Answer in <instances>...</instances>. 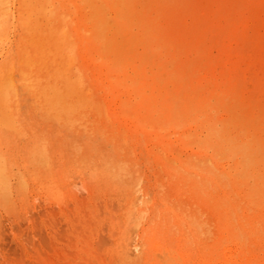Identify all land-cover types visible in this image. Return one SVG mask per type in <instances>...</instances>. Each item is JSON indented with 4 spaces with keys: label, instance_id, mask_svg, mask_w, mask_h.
Segmentation results:
<instances>
[{
    "label": "rangeland",
    "instance_id": "1",
    "mask_svg": "<svg viewBox=\"0 0 264 264\" xmlns=\"http://www.w3.org/2000/svg\"><path fill=\"white\" fill-rule=\"evenodd\" d=\"M0 1V83L3 80L0 85H5L0 88V119H2L0 120V159H3L0 160V264H167L168 262V264H264V130L262 131L264 129V100L260 98H264V75L262 76L264 74V71H262L264 70V0H163V4L162 0H91L90 3L89 0ZM80 2L82 5H80ZM2 3L5 4L2 6ZM19 6L20 8H18ZM58 6L60 7L58 8ZM67 6L69 10L66 9ZM88 7L90 10L87 9ZM160 7H163L164 10ZM54 8H56L55 11ZM72 8H74V11ZM100 8L103 9L100 10ZM46 9L47 12H45ZM48 9L53 12L50 13ZM104 12L106 13L104 14ZM161 14L162 17H160ZM28 15H30V19ZM46 18H49L47 22ZM89 18L92 20L90 21ZM26 23H28V26ZM71 23L72 25H70ZM137 24L140 27H137ZM110 25L114 26V30ZM36 27H39L38 30ZM43 29L45 30L43 31ZM61 29L63 32L66 31L65 35ZM51 30L54 33H51ZM187 31L189 35H185ZM59 33L60 35H58ZM1 34L6 35L1 37ZM88 34L89 36H87ZM101 34L103 35L98 36ZM107 35H109L108 38ZM235 35L238 42L234 37ZM62 36H64L63 39ZM135 36L137 39H135ZM20 38L21 40H16ZM133 39H135V43ZM140 39L142 41L139 42ZM232 39L233 42H231ZM64 41H66L65 44ZM106 43L110 46L109 48ZM170 43L174 45H169ZM34 45L35 47H33ZM219 45L221 48L229 45L228 48L225 47L228 50L219 48ZM47 47H51L52 50L47 49ZM125 47L130 55L128 52L123 55L127 51ZM114 48L119 49H116V51ZM80 49L82 50L80 52L84 55L82 56L80 52L79 54L83 58L77 53ZM244 51L247 52L244 54L245 57L243 55ZM95 53H97V56H95ZM185 53L189 55L186 56ZM41 54L44 55L41 56ZM253 54L255 55L253 56ZM27 55H30L31 58ZM86 55L89 59L85 57ZM172 55L174 58H172ZM239 55L243 60L240 61L241 57ZM121 58L125 60H121ZM84 59L85 61H83ZM249 61L252 62L250 67L248 66ZM120 62L122 65H120ZM156 62L157 64H155ZM214 66L215 68H213ZM254 66H256V69ZM230 67L234 70L231 71ZM236 67H239L238 70H240L237 71ZM141 68L142 71L139 70ZM221 68L225 69L221 71ZM4 69L5 71H3ZM91 72L97 76H93ZM240 72H243L245 76L240 75ZM79 73L82 75L81 77H79ZM256 73L262 78L255 81ZM223 74L230 79L223 77ZM160 75H163V77ZM124 76L125 78L122 79ZM248 76L251 77L248 78ZM33 77L34 79H32ZM213 78L215 79L213 80ZM32 80L34 81L32 82ZM226 80L228 81L226 82ZM141 81L142 83H140ZM221 82L222 85L226 84L227 86L219 85ZM80 83H86V85ZM32 84L34 85L32 86ZM21 85H24L23 88ZM10 86L13 88H10ZM67 87L69 90H67ZM130 87L133 90H129ZM163 87L166 93L163 91L164 89L161 90ZM44 88H46L45 91ZM54 88L56 89L51 90ZM79 88L81 89L78 90ZM219 88H221V91H218ZM71 90L72 92H70ZM140 90H143L142 93ZM103 91H106L105 94ZM124 91H128V94ZM37 92L40 93L35 96ZM91 92L92 94H90ZM77 93L78 95H76ZM248 93L249 95H247ZM100 94L103 95L100 96ZM143 94H147V96ZM234 96L235 99L232 98ZM122 97L124 99H121ZM153 97L154 101H152ZM143 98L146 100H143ZM193 98L196 101L195 103L194 100H191ZM220 98L223 100L221 101ZM5 101L7 107L4 104ZM144 101L147 102L148 108H145L146 103H142ZM249 102H252L254 106L252 107ZM159 103L161 104L159 105ZM233 103L237 105H233ZM36 104L38 105L36 106ZM139 104L142 106H139ZM194 104H197L196 107H194ZM108 107H111V109ZM127 107L131 108L130 111L126 109ZM213 107H216L214 111ZM117 109L121 115H117L119 114ZM125 113L128 118H125V115L122 116ZM208 113H211V115ZM227 113L230 114L227 115ZM196 115L197 117H195ZM213 115L216 117L218 115V117L214 118ZM53 116H56V118ZM131 117H133L132 122ZM193 118H198V120L194 121ZM202 118L205 119L202 120ZM251 119L254 121H250ZM257 120L260 121L259 123L262 126L256 123ZM198 121L200 122L197 123ZM137 122L141 124H137ZM142 123H144V126ZM114 125H118L115 127L120 126V129L116 128V131ZM151 125L152 127H150ZM140 126L143 127L140 128ZM197 128L198 130H196ZM169 133L172 134L171 137ZM148 135L152 138L150 139ZM173 135H175L176 141ZM231 135L233 136L231 137ZM47 136L49 137L47 138ZM143 138L146 143H143ZM152 140L154 141L152 142ZM182 140L188 142L184 143ZM205 143L207 144L203 147ZM258 143H260L259 148L258 145H254ZM228 144L231 148L228 147ZM233 147L235 150H233ZM244 148H246L245 150L251 149L249 150L251 152L245 151L247 155ZM183 149L188 152L183 151ZM204 149L207 152L206 154ZM256 149L258 150L255 151ZM194 150L197 155L201 153L200 157L193 154L195 153ZM242 151L248 160H246V157H244L245 159L241 158V156H244ZM253 151L257 153L253 155L255 153ZM205 156L209 158L206 159ZM216 157L219 158L216 159ZM259 159L261 160L259 161ZM204 160L205 163L210 162L205 164ZM220 161L222 163H219ZM248 163L252 165L249 166ZM2 167H4V171L1 169ZM181 167L185 169L188 167L193 168L185 170ZM216 167L221 169L218 168L217 170ZM173 170L178 175L171 173ZM227 170L231 174H227ZM246 170L249 171L248 175ZM186 171L187 173H183ZM161 172L163 173L161 174ZM223 172L226 174L224 175ZM226 175H230L231 179L230 176L226 177ZM211 177L216 182H212ZM251 178L253 179L250 181ZM229 179L230 181H228ZM212 183H214L215 188ZM229 183L231 184L229 185ZM216 184L220 186H216ZM223 188H225L224 191ZM236 192L237 194H234ZM223 208L227 210L223 211ZM254 208H257L256 212H259V214L255 212ZM243 214H246L244 220L240 216ZM225 216L228 219L227 217L224 219ZM238 216L240 217L238 218ZM235 217L240 221L235 220ZM223 219L226 221L224 222ZM246 219H250L251 226H256H249L250 224ZM192 221L196 223L194 224ZM238 222H241V224L242 222L243 224L248 223L246 225L251 229H247L246 225L244 226L249 233L252 231L251 234L253 233L254 238L257 240L254 241L250 238L246 229L240 228L239 230L238 228L243 227V224L239 226ZM200 223H203L202 226H200ZM232 227L235 228V231ZM252 228H255V232ZM236 229L239 232L244 230L241 231V236L234 234ZM262 237L263 239H261ZM248 238L252 241L247 240ZM241 241L246 242L247 246L243 242V244H240ZM253 241L256 243V247L253 246L255 244ZM134 244L137 245V250H134ZM236 244L240 250H238ZM230 249L235 252H231ZM261 249L263 250L261 251ZM187 250L189 251L187 252ZM227 250H229V253ZM170 252H173V254ZM166 256L169 257L170 261L164 263L167 259ZM251 256L252 259H250ZM234 257L236 258L234 259ZM176 260L178 263H176ZM242 260H245L244 263Z\"/></svg>",
    "mask_w": 264,
    "mask_h": 264
},
{
    "label": "bare ground",
    "instance_id": "2",
    "mask_svg": "<svg viewBox=\"0 0 264 264\" xmlns=\"http://www.w3.org/2000/svg\"><path fill=\"white\" fill-rule=\"evenodd\" d=\"M27 1H28V0H27ZM34 1H35V0H34ZM50 1H51V0H50ZM59 1H60V0H59ZM68 1H69V0H68ZM73 1H74V0H73ZM83 1H88V0H83ZM90 1H91V0H89V3H90ZM96 1H97V0H96ZM146 1H148V0H146ZM254 1H255V0H254ZM0 2H1V1H0ZM23 2H25V1H23ZM51 2H52V1H51ZM101 2H102V1H101ZM105 2H106V1H105ZM114 2H115V1H114ZM116 2H117V1H116ZM128 2H129V1H128ZM156 2H158V1H156ZM19 3H20V2H19ZM70 3H72V2H70ZM76 3H79V2H76ZM86 3H88V2H86ZM86 3H85V4H86ZM89 3H88V4H89ZM102 3H103V2H102ZM106 3H107V2H106ZM189 3H190V2H189ZM4 4H5V3H2V6H3ZM7 4H8V3H7ZM11 4H12V3H11ZM34 4H35V3H34ZM34 4H33V5H34ZM47 4H48V3H47ZM58 4H59V3H58ZM152 4H153V3H152ZM160 4H161V3H160ZM162 4H163V0H162ZM16 5H17V4H16ZM24 5L26 6V4H24ZM35 5H36V4H35ZM52 5H53V4H52ZM54 5H55V4H54ZM62 5H63V4H62ZM66 5H67V3H66ZM80 5H82L81 2H80ZM89 5H90V4H89ZM92 5H93V3H92ZM94 5H95V4H94ZM96 5H97V4H96ZM101 5H102V4H101ZM103 5H104V4H103ZM109 5H110V3H109ZM118 5H119V4H118ZM169 5H170V4H169ZM169 5H168V6H169ZM172 5H173V4H172ZM174 5H175V4H174ZM192 5H193V4H192ZM2 6H1V7H2ZM21 6H22V5H21ZM47 6H50V5H47ZM63 6H65V5H63ZM68 6H69V5H68ZM68 6H67L66 9H68ZM70 6H71V5H70ZM70 6H69V7H70ZM97 6H98V5H97ZM119 6H120V5H119ZM144 6H145V5H144ZM168 6H167V7H168ZM170 6H171V5H170ZM177 6H178V4H177ZM16 7H17V6H16ZM16 7H15V8H16ZM29 7H30V6H29ZM29 7H28V8H29ZM36 7H37V6H36ZM59 7H60V6H58V8H59ZM71 7H72V6H71ZM91 7H92V6H91ZM107 7H108V5H107ZM131 7H132V6H131ZM163 7H164V6H163ZM163 7H160V8L164 10ZM2 8H3V7H2ZM7 8H8V7H7ZM18 8H20V6H19ZM58 8H57V9H58ZM76 8H78V7H76ZM160 8H159V9H160ZM223 8H224V7H223ZM12 9H13V8H12ZM12 9H11V10H12ZM23 9H24V8H23ZM55 9H56V8H54V11H55ZM60 9H61V8H60ZM73 9H74V8H72V10H73ZM87 9H89V7H88ZM101 9H103V8H100V10H101ZM239 9H240V8H239ZM17 10H18V9H17ZM50 10H51V9H50ZM68 10H69V9H68ZM72 10H71V11H72ZM89 10H90V9H89ZM100 10H98V11H100ZM104 10H105V9H104ZM104 10H103V11H104ZM165 10H166V9H165ZM233 10H234V7H233ZM18 11H19V10H18ZM20 11H21V9H20ZM28 11H29V9H28ZM48 11H49V9H48ZM73 11H74V10H73ZM98 11H97V12H98ZM109 11H110V10H109ZM155 11H156V10H155ZM230 11H231V10H230ZM240 11H241V10H240ZM0 12H1V11H0ZM16 12H17V11H16ZM24 12H25V11H24ZM45 12H47V9H46ZM45 12H44V13H45ZM49 12H50V11H49ZM52 12H53V11H52ZM52 12H50V13H52ZM60 12H61V11H60ZM75 12H76V11H75ZM86 12H87V11H86ZM114 12H116V11H114ZM114 12H113V13H114ZM164 12H165V11H164ZM164 12H163V13H164ZM236 12H237V11H236ZM241 12H242V11H241ZM4 13H5V12H4ZM21 13H22V12H21ZM83 13H84V12H83ZM102 13H103V12H102ZM105 13H106V12H104V14H105ZM110 13H111V11H110ZM110 13H108V14H110ZM116 13H117V12H116ZM165 13H166V12H165ZM175 13H176V12H175ZM201 13H202V11H201ZM244 13H245V12H244ZM0 14H1V13H0ZM6 14H7V13H6ZM29 14H30V12H29ZM33 14H34V13H33ZM69 14H70V13H69ZM74 14H75V13H74ZM76 14H77V13H76ZM91 14H92V13H91ZM111 14H112V13H111ZM142 14H143V13H142ZM166 14H167V13H166ZM48 15H49V14H48ZM48 15H46V16H48ZM93 15H94V13H93ZM106 15H107V14H106ZM112 15H113V14H112ZM145 15L147 16V14H145ZM230 15H231V14H230ZM7 16H8V15H7ZM18 16H19V15H18ZM20 16H21V15H20ZM22 16H24V15H22ZM25 16H26V15H25ZM29 16H30V15H28V18H29ZM73 16H74V15H73ZM90 16H91V15H90ZM103 16H104V15H103ZM107 16H110V15H107ZM153 16H154V15H153ZM156 16H157V14L155 15V17H156ZM164 16H165V18H166V15H165V14H164ZM168 16H169V15H168ZM1 17H3V16H1ZM11 17H12V16H11ZM11 17H10V18H11ZM37 17H38V16H37ZM68 17H69V16H68ZM70 17H71V16H70ZM84 17L86 18L87 16H84ZM110 17H111V16H110ZM155 17H154V18H155ZM160 17H162V14L160 15ZM8 18H9V17H8ZM26 18H27V17H26ZM34 18H35V17H34ZM51 18H52V17H51ZM61 18H62V17H61ZM63 18H64V17H63ZM103 18H104V17H103ZM105 18H107V17H105ZM147 18H149V17L147 16ZM147 18H146V19H147ZM163 18H164V17H163ZM165 18H164V19H165ZM170 18H171V17H170ZM14 19H15V18H14ZM22 19H23V18H22ZM22 19H21V20H22ZM29 19H30V18H29ZM35 19H36V18H35ZM37 19H38V18H37ZM40 19H41V18H40ZM44 19H45V18H44ZM70 19H71V18H70ZM81 19H82V18H81ZM109 19H111V18H109ZM167 19H168V18H167ZM173 19H175V18H173ZM4 20H6V19H4ZM4 20H3V21H4ZM21 20H20V21H21ZM42 20H43V19H42ZM47 20H49V18H48V19L46 18V22H47ZM57 20H58V19H57ZM72 20H73V19H72ZM89 20H90V18H89ZM89 20H88V21H89ZM91 20H92V19H91ZM91 20H90V21H91ZM112 20H113V19H112ZM137 20H138V19H137ZM137 20H136V21H137ZM149 20H150V19H149ZM169 20H170V19H169ZM171 20H172V19H171ZM3 21H2V22H3ZM28 21H29V20H28ZM39 21H40V20H39ZM50 21H52V20L50 19ZM50 21H49V22H50ZM65 21H67V20H65ZM75 21H76V20H75ZM118 21H119V20H118ZM138 21L140 22V20H138ZM138 21H137V22H138ZM173 21H175V20H173ZM186 21H187V20H186ZM25 22H26V20H25ZM30 22H31V21H30ZM43 22H44V21H43ZM54 22H55V21H54ZM58 22H59V20H58ZM58 22H57V23H58ZM79 22H80V21H79ZM85 22H86V21H85ZM139 22H138V23H139ZM248 22H249V21H248ZM32 23H33V22H32ZM72 23H73V22H72ZM72 23H71L70 25H72ZM91 23L93 24V21H92ZM94 23H95V21H94ZM117 23H118V22H117ZM154 23H155V22H154ZM246 23H247V22H246ZM26 24H27V26H28V23H26ZM29 24H30V23H29ZM37 24H38V23H37ZM53 24H55V23H53ZM77 24H78V22H77ZM139 24H140V23H139ZM238 24H239V22H238ZM0 25H1V24H0ZM33 25H34V24H33ZM42 25H43V24H42ZM42 25H41V26H42ZM49 25H50V23H49ZM97 25H98V24H97ZM108 25H109V24H108ZM108 25H107V27H109ZM176 25H177V24H176ZM240 25H241V24H240ZM242 25H243V24H242ZM248 25H249V23H248ZM18 26H19V25H18ZM24 26H25V25H24ZM38 26H39V25H38ZM68 26H69V25H68ZM68 26H67V27H68ZM95 26H96V25H95ZM141 26H142V25H141ZM148 26H150V25H148ZM148 26H147V27H148ZM246 26H247V25H246ZM3 27H4V26H3ZM20 27H21V26H20ZM25 27H26V26H25ZM25 27H24V28H25ZM52 27H53V26H52ZM73 27H74V25H73ZM75 27H76V25H75ZM110 27H113L112 30H114V26L110 25ZM137 27H140V26L137 24ZM147 27H146V28H147ZM154 27H156V26H154ZM170 27L172 28L173 26H170ZM170 27H169V28H170ZM234 27H235V26H234ZM237 27H238V26H237ZM31 28H32V26H31ZM31 28H30V29H31ZM36 28H37V27H36ZM38 28H39V27H38ZM38 28H37V30H38ZM62 28H63V27H62ZM76 28H77V27H76ZM80 28H81V27H80ZM115 28H116V27H115ZM132 28H133V27H132ZM135 28H136V27H135ZM5 29H7V28H5ZM5 29H4V30H5ZM30 29H28V30H30ZM32 29H33V28H32ZM63 29H64V28H63ZM81 29H82V28H81ZM84 29H85V27H84ZM90 29H92V28L90 27ZM90 29H89V30H90ZM104 29H105V28H104ZM104 29H103V30H104ZM206 29H207V28H206ZM237 29H241V28H237ZM25 30H26V29H25ZM25 30H24V31H25ZM44 30H45V29H43V31H44ZM52 30L54 31V29H52ZM52 30H51V33L53 32ZM61 30H62V29H61ZM65 30H66V29H65ZM99 30H100V29H99ZM99 30H98V31H99ZM130 30H131V29H130ZM133 30H134V29H133ZM136 30H137V29H136ZM136 30H135V31H136ZM150 30H151V29H150ZM176 30H177V28H176ZM208 30H209V28H208ZM224 30H225V29H224ZM250 30L252 31V29H250ZM250 30H249V31H250ZM260 30H261V29H260ZM263 30H264V29H263ZM0 31H1V29H0ZM24 31H23V32H24ZM49 31H50V30H49ZM69 31H70V30H69ZM86 31L88 32L87 29H86ZM90 31H91V30H90ZM93 31H94V29H93ZM93 31H92V32H93ZM106 31H108V30H106ZM131 31H132V30H131ZM153 31H155V30H153ZM194 31H196V30H194ZM245 31H246V30L244 29V32H245ZM23 32H21V33H23ZM25 32H26V31H25ZM54 32H55V31H54ZM54 32H53V33H54ZM62 32H63V30H62ZM62 32H61V34H62ZM87 32H86V33H87ZM99 32H101V31H99ZM110 32H111V31H110ZM115 32H117V31H115ZM150 32H151V31H150ZM150 32H149V33H150ZM162 32H163V31H162ZM206 32H207V31H206ZM234 32H235V31H234ZM247 32H248V31H247ZM6 33H7V32H6ZM27 33H28V32H27ZM32 33H33V31H32ZM36 33H37V31H36ZM44 33H45V32H44ZM64 33H66V31H64L63 34H64ZM68 33H70V32H68ZM88 33H89V32H88ZM108 33H109V31H108ZM132 33H134V32H132ZM154 33H155V32H154ZM157 33H158V32H157ZM235 33H236V32H235ZM240 33L244 34V33L241 32V31H240ZM38 34H39V32H38ZM63 34H62V35H63ZM89 34H90V33H89ZM89 34H88L87 36H89ZM97 34H98V33H97ZM103 34H104V33H103ZM103 34L98 35V36H102ZM109 34H110V33H109ZM118 34H119V33H118ZM163 34H164V33H163ZM178 34H179V33H178ZM187 34H188V31H187V33L185 32V35H187ZM210 34H211V33H210ZM221 34H222V33H221ZM238 34H239V33H238ZM5 35H6V34H4V35L1 34V37L5 36ZM16 35H17V34H16ZM28 35H30V34H28ZM28 35H27V36H28ZM40 35H41V34H40ZM45 35H46V33H45ZM51 35H52V34H51ZM58 35H60V33H59ZM64 35H65V34H64ZM113 35H114V34H113ZM115 35H116V33H115ZM119 35H120V34H119ZM155 35H156V34H155ZM158 35H159V34H158ZM175 35H176V34H175ZM188 35H189V34H188ZM236 35H237V34H236ZM236 35L234 36L235 39H236ZM22 36H23V35H22ZM22 36H21V37H22ZM25 36H26V35H25ZM47 36H48V35H47ZM67 36H69V34H67ZM76 36H77V35H76ZM78 36H79V35H78ZM84 36H85V35H84ZM91 36H92V35H91ZM98 36H97V37H98ZM108 36H109V35H107V38H108ZM136 36H137V35H136ZM136 36H135V37H136ZM145 36H146V35H145ZM164 36H165V34H164ZM34 37H35V36H34ZM48 37H49V36H48ZM63 37H64V36H62V39H63ZM115 37H116V36H115ZM117 37H118V36H117ZM120 37H121V36H120ZM150 37H151V36H150ZM157 37H158V36H157ZM172 37H173V36H172ZM172 37H171V38H172ZM175 37H176V36H175ZM220 37H222V36H220ZM228 37H229V36H228ZM239 37H240V36H239ZM44 38H45V36H44ZM55 38H56V35H55ZM55 38H54V39H55ZM60 38H61V37H60ZM107 38H106V39H107ZM152 38H153V37H152ZM30 39H31V38H30ZM39 39H40V38H39ZM66 39H67V38H66ZM88 39L90 40V38H88ZM95 39H96V38H95ZM102 39H103V37H102ZM111 39H112V37H111ZM113 39H114V38H113ZM117 39H118V38H117ZM135 39H137V37H136ZM135 39H133V40H134V43H135ZM155 39H156V38H155ZM16 40H21V38H20V39H16ZM24 40H26V39H24ZM37 40H38V39H37ZM41 40H43V39H41ZM133 40H132V42H133ZM174 40H175V39H174ZM236 40H237V39H236ZM43 41H44V40H43ZM46 41H47V40H46ZM49 41H50V38H49ZM96 41H97V40H96ZM104 41H105V40H104ZM126 41H127V40H126ZM136 41H137V40H136ZM140 41H142V40L140 39L139 42H140ZM155 41H156V40H155ZM188 41H189V39H188ZM233 41H234V40L232 39L231 42H233ZM246 41H247V40H246ZM18 42H19V41H18ZM32 42H33V41H32ZM44 42H45V41H44ZM50 42H51V41H50ZM59 42L61 43V41H59ZM65 42H66V41H64V44H65ZM79 42H80V41H79ZM83 42H84V41H83ZM99 42H101V41L99 40ZM99 42H98V43H99ZM115 42H116V41H115ZM132 42H131V43H132ZM174 42H175V41H174ZM198 42H199V41H198ZM225 42H226V41H225ZM237 42H238V40H237ZM16 43H17V42H16ZM33 43H34V42H33ZM39 43H42V42H39ZM56 43H57V42H56ZM60 43H59V44H60ZM67 43H68V42H67ZM86 43H87V42H86ZM86 43H85V44H86ZM116 43H119V42L117 41ZM240 43H241V42H240ZM243 43H244V42H243ZM22 44H23V43H22ZM83 44H84V43H83ZM102 44H104V43H102ZM171 44H173V43H170L169 45H171ZM226 44H227V43H226ZM231 44H232V43H231ZM235 44H236V43H235ZM28 45H29V44H28ZM37 45H38V44H37ZM37 45H36V46H37ZM45 45H46V44H45ZM48 45H50V44L48 43ZM77 45H78V44H77ZM125 45H126V43H125ZM134 45H135V44H134ZM173 45H174V44H173ZM173 45H172V46H173ZM229 45H230V44H229ZM229 45H228V46H229ZM236 45H237V44H236ZM244 45H245V44H244ZM31 46H32V45H31ZM41 46H44V45H41ZM75 46H76V44H75ZM78 46H79V45H78ZM78 46H77V47H78ZM97 46H98V44H97ZM99 46H100V45H99ZM101 46H103V45H101ZM106 46H108L107 43H106ZM130 46H131V45H130ZM176 46H177V45H176ZM215 46H216V44H215ZM219 46H220V45H219ZM223 46H224V45H223ZM228 46H227V47L225 46V47L228 48ZM237 46H238V45H237ZM16 47H17V44H16ZM26 47H27V46H26ZM33 47H35V45H34ZM70 47H72V46H70ZM79 47H81V46H79ZM109 47H110V46H108V48H109ZM113 47H114V46H113ZM113 47H112V48H113ZM116 47H117V46H116ZM147 47H148V46H147ZM225 47H222V48H225ZM14 48H15V47H14ZM48 48H49V47H47V49H48ZM50 48H51V47H50ZM50 48H49V49H50ZM95 48L97 49V47H95ZM100 48H101V47H100ZM108 48H107V49H108ZM148 48H149V47H148ZM173 48H174V47H173ZM176 48H177V47H176ZM214 48H215V47H214ZM216 48H217V47H216ZM219 48H221V46H220ZM222 48H221V49H222ZM226 48H225L224 50H228V49H226ZM243 48H244V47H243ZM9 49H10V48H9ZM33 49H34V48H33ZM43 49H45V48H43ZM71 49H72V48H71ZM82 49L84 50V48H82ZM105 49H106V48H105ZM105 49H104V50H105ZM114 49L116 50V49H119V48H114ZM125 49L127 50L126 47H125ZM177 49H178V48H177ZM244 49H246V48H244ZM244 49H243V50H244ZM255 49H256V47H255ZM10 50H11V49H10ZM35 50H36V49H35ZM35 50H34V51H35ZM40 50H41V48H40ZM50 50H52V49H50ZM93 50H94V48H93ZM93 50H90V51H93ZM109 50H110V49H109ZM144 50H146V49H144ZM144 50H143V51H144ZM166 50H167V49H166ZM171 50H172V48L170 49V51H171ZM179 50H180V49H179ZM218 50H220V49H218ZM218 50H217V51H218ZM235 50H236V49H235ZM239 50H241V49H239ZM243 50H242V51H243ZM246 50H247V49H246ZM253 50H254V49H253ZM34 51H33V52H34ZM42 51H44V50H42ZM72 51H73V49H72ZM80 51H82V50L80 49L77 53L79 54ZM85 51H86V49H85ZM94 51H95V50H94ZM116 51H117V50H116ZM152 51H153V50H152ZM167 51H168V50H167ZM174 51H175V50H174ZM181 51H183V50H181ZM236 51H238V50H236ZM242 51H241V52H242ZM254 51H255V50H254ZM258 51H259V50H258ZM33 52H32V53H33ZM110 52H111V50H110ZM127 52H128V50H127L126 52H124L123 55L126 54ZM145 52H146V51H145ZM175 52H176V51H175ZM177 52H178V51H177ZM184 52H185V51H184ZM219 52H221V50H220ZM225 52H226V51H225ZM238 52H239V51H238ZM255 52H256V51H255ZM13 53H14V52H13ZM27 53H28V52H27ZM39 53H40V52H39ZM39 53H38V54H39ZM69 53H71V52H69ZM80 53H81V52H80ZM153 53L155 54V52H153ZM153 53H150V54H153ZM157 53H158V52H157ZM157 53H156V54H157ZM171 53H172V51H171ZM245 53H247V52L244 51L243 55H244ZM261 53H262V52H261ZM15 54H16V53H15ZM30 54H31V53H30ZM34 54H36V53H34ZM72 54H73V53H72ZM75 54H76V53H75ZM81 54H82V53H81ZM96 54H97V53H95V56H97ZM113 54H114V53H113ZM128 54L130 55L129 52H128ZM131 54H132V53H131ZM173 54H175V53H173ZM185 54H186V53H185ZM187 54H188V53H187ZM187 54H186V56L189 55V54H188V55H187ZM227 54H228V53H227ZM233 54H235V53H233ZM236 54H237V52H236ZM257 54H259V53H257ZM6 55H7V54H6ZM31 55H32V54H31ZM42 55H44V54H41V56H42ZM50 55H52V54H50ZM79 55H80V54H79ZM83 55H84V54H82V56H83ZM93 55H94V54H93ZM93 55H92V56H93ZM99 55H101V54H99ZM144 55H148V54H144ZM251 55H252V54H251ZM251 55H250V56H251ZM254 55H255V54H253V56H254ZM1 56H2V55H1ZM27 56H28V55H27ZM27 56H26V57H27ZM29 56H30V55H29ZM29 56H28V57H29ZM80 56H81V55H80ZM82 56H81V58H83ZM120 56H121V55H120ZM125 56H126V55H125ZM153 56H155V55H153ZM176 56H177V54H176ZM176 56H175V57H176ZM191 56H193V55H191ZM225 56H226V55H225ZM231 56H232V55H231ZM239 56H240V55H239ZM241 56H242V54H241ZM241 56H240V57H241ZM247 56H248V55H247ZM250 56H249V58H251ZM259 56H260V55H259ZM47 57H48V56H47ZM75 57H76V56H75ZM85 57L88 58L87 55H86ZM113 57H114V55H113ZM123 57H124V56H123ZM128 57H129V56H128ZM128 57H127V60H128ZM144 57H147V56H144ZM183 57H184V56H183ZM226 57H228V56H226ZM244 57H245V55H244ZM260 57H261V56H260ZM30 58H31V56H30ZM37 58H38V57H37ZM37 58H36V59H37ZM39 58H40V57H39ZM42 58H43V57H42ZM44 58H45V57H44ZM73 58H74V57H73ZM172 58H174L173 55H172ZM188 58H190V57H188ZM231 58H232V57H231ZM13 59H14V58H13ZM15 59H16V58H15ZM28 59H29V58H28ZM45 59H46V58H45ZM79 59H80V58H79ZM88 59H89V58H88ZM96 59H97V58H96ZM122 59H124V58H121V60H122ZM132 59H133V58H132ZM152 59H153V57H152ZM201 59H202V58H201ZM227 59H228V58H227ZM236 59H237V58H236ZM241 59L243 60L242 57L240 58V61H241ZM37 60H38V59H37ZM41 60L43 61V59H41ZM41 60H40V61H41ZM46 60H47V59H46ZM112 60H113V59H112ZM115 60H116V58H115ZM124 60H125V59H124ZM127 60H126V62H127ZM169 60H172V59H169ZM204 60H205V59H204ZM244 60H245V58H244ZM42 61H41V62H42ZM53 61H54V59H53ZM74 61H75V60H74ZM83 61H85V59H84ZM86 61H87V60H86ZM89 61H91V60H89ZM94 61H95V60H94ZM110 61H111V59H110ZM130 61H131V60H130ZM148 61H149V59H148ZM202 61H203V59H202ZM250 61H251V60H250ZM250 61H249V65H248L249 67L251 66L250 63H252V62H250ZM21 62H22V61H21ZM21 62H20V64H21ZM25 62H26V61H25ZM35 62H36V61H35ZM41 62H40V64H41ZM46 62H47V61H46ZM81 62H82V61H81ZM87 62H88V61H87ZM115 62H117V61H115ZM150 62H151V61H150ZM152 62H153V61H152ZM174 62H175V60H174ZM205 62H207V61H205ZM205 62H204V63H205ZM229 62H232V61H229ZM229 62H228V63H229ZM50 63H52V62H50ZM88 63H89V62H88ZM120 63H121V62H120ZM137 63H138V62H137ZM224 63H225V62H224ZM261 63H262V62H261ZM17 64H18V63H17ZM20 64H19V65H20ZM32 64H33V63H32ZM37 64H38V63H37ZM82 64H83V63H82ZM84 64H85V63H84ZM92 64H93V63H92ZM95 64H96V63H95ZM147 64H148V63H147ZM155 64H157V62H156ZM171 64H172V63H171ZM173 64H174V63H173ZM217 64H218V63H217ZM233 64H234V63H233ZM237 64H238V63H237ZM240 64H241V62H240ZM255 64H256V63H255ZM24 65H25V63H24ZM75 65H76V63H75ZM77 65H78V64H77ZM117 65H118V64H117ZM120 65H122V63H121ZM120 65H119V67H120ZM123 65H124V63H123ZM213 65H214V64H213ZM213 65H212V66H213ZM222 65H223V64H222ZM242 65L244 66V64H242ZM253 65H254V64H253ZM43 66L46 68L45 65H43ZM53 66H54V65H53ZM78 66H79V65H78ZM93 66H94V64H93ZM124 66H126V65H124ZM141 66H143V65H141ZM150 66H151V65H150ZM169 66H170V64H169ZM231 66H233V65H231ZM243 66H242V67H243ZM13 67H14V65H13ZM17 67H19V66H17ZM20 67H21V66H20ZM23 67H24V66H23ZM23 67H22V68H23ZM30 67H31V66H30ZM87 67H88V66H87ZM94 67H95V66H94ZM117 67H118V66H117ZM148 67H149V66H148ZM171 67H172V66H171ZM254 67H255V69H256V66H254ZM257 67H258V66H257ZM2 68H3V67H2ZM2 68H1V70H2ZM9 68H11V67H9ZM40 68H41V67H40ZM40 68H38V69H40ZM42 68H43V67H42ZM145 68H146V67H145ZM161 68L163 69V67H161ZM202 68H203V66H202ZM209 68H210V67H209ZM213 68H215V66H214ZM213 68H212V70H213ZM226 68H228V67H226ZM238 68H239V67H236V70H237V71L240 70V69L238 70ZM240 68H241V67H240ZM252 68H253V67H252ZM258 68H259V67H258ZM28 69H29V67H28ZM50 69H51V68H50ZM55 69H56V68H55ZM55 69H54V71H55ZM75 69H76V68H75ZM203 69H204V68H203ZM210 69H211V68H210ZM222 69H225V68H221V71H222ZM230 69H231V67H230ZM9 70H10V69H9ZM29 70H30V69H29ZM29 70H28V71H29ZM35 70H37V69L35 68ZM40 70H41V69H40ZM48 70H49V69H48ZM80 70H81V69H80ZM99 70H100V69H99ZM139 70L142 71V68L139 69ZM157 70H160V69H157ZM192 70L195 71L194 69H192ZM232 70H234V68L231 69V71H232ZM242 70H244V69H242ZM3 71H5V69H4ZM20 71H21V70H20ZM24 71H25V70H24ZM28 71H27V72H28ZM38 71H39V70H38ZM84 71H85V70H84ZM101 71H102V70H101ZM106 71H107V70H106ZM123 71H124V70H123ZM125 71H126V70H125ZM125 71H124V72H125ZM140 71H139V72H140ZM147 71H148V70H147ZM197 71H198V70H197ZM197 71H196V73H197ZM200 71H201V70H200ZM200 71H199V73H200ZM206 71H207V70H206ZM215 71H216V70H215ZM223 71H224V70H223ZM226 71H227V70H226ZM237 71H236V72H237ZM252 71H253V70H252ZM259 71H260V70H259ZM262 71H264V70H262ZM13 72H14V70H13ZM34 72H35V71H34ZM36 72H37V71H36ZM48 72H49V71H48ZM56 72H57V71H56ZM87 72H88V71H87ZM89 72H90V71H89ZM89 72H88V73H89ZM102 72H103V71H102ZM107 72H108V71H107ZM137 72H138V71H137ZM154 72H155V71H154ZM162 72H163V71H162ZM256 72H257V71H256ZM28 73H30V72H28ZM39 73H40V72H39ZM103 73H104V72H103ZM105 73H106V72H105ZM108 73H109V72H108ZM110 73H111V72H110ZM148 73H149V72H148ZM148 73H147V74H148ZM160 73H161V72H160ZM163 73H164V72H163ZM165 73H166V72H165ZM202 73H203V72H202ZM223 73H225V71H224ZM232 73H233V72H232ZM237 73H238V72H237ZM2 74H4V73H2ZM22 74H23V73H22ZM65 74H67V73H65ZM79 74H80V73H79ZM91 74H93V73L91 72ZM97 74H98V73H97ZM122 74H124V73H122ZM122 74H121V75H122ZM161 74H162V73H161ZM204 74H205V73H204ZM206 74H207V73H206ZM241 74H243V72H240V75H241ZM23 75H24V74H23ZM26 75H27V74H26ZM35 75H36V73H35ZM94 75L97 76L96 74H93V76H94ZM110 75H111V74H110ZM137 75H138V74H137ZM164 75H165V74H164ZM198 75H199V74H198ZM216 75H217V74H216ZM225 75H226V73H225ZM225 75L223 74V77L226 78L227 76H225ZM228 75H229V74H228ZM234 75H235V74H234ZM243 75H244V74H243ZM255 75H257L256 78H255V81H256V79L262 78V77H261L260 75H258L257 73H256ZM263 75H264V74H262V76H263ZM27 76H28V75H27ZM81 76H82V75L80 74L79 77H81ZM106 76L108 77V75H106ZM122 76H123V75H122ZM153 76H154V74H153ZM160 76L163 77V75H160ZM183 76H184V74H183ZM244 76H245V75H244ZM244 76H243V77H244ZM246 76H247V75H246ZM252 76H253V75H252ZM259 76H260V77H259ZM21 77H23V76H21ZM21 77H20V79H21ZM31 77H32V76H31ZM31 77H30V78H31ZM37 77H38V76H37ZM87 77H89V75H87ZM134 77H135V76H134ZM154 77H155V76H154ZM154 77H153V78H154ZM162 77H161V78H162ZM197 77L200 78L199 76H197ZM223 77L221 76V78H223ZM236 77H237V76H236ZM240 77H242V76H240ZM243 77H242V78H243ZM249 77H251V76H248V78H249ZM263 77H264V76H263ZM0 78H1V77H0ZM5 78H6V77H5ZM18 78H19V77H18ZM24 78H26V77H24ZM91 78H92V77H91ZM109 78H110V77H109ZM109 78H108V79H109ZM120 78H121V77H120ZM124 78H125V76H124L122 79H124ZM129 78H130V77H129ZM142 78H143V77H142ZM156 78H159V77H156ZM156 78H155V79H156ZM181 78H182V77H181ZM205 78H206V77H205ZM211 78H212V77H211ZM217 78H218V77H217ZM217 78H216V79H217ZM221 78H220V80H221ZM237 78H238V77H237ZM237 78H236V79H237ZM6 79H7V78H6ZM13 79H14V75H13ZM32 79H34V77H33ZM84 79H86V78H84ZM89 79H90V78H89ZM89 79H88V81H89ZM112 79H113V78H112ZM214 79H215V78H213V80H214ZM223 79H224V78H223ZM227 79H228V77H227ZM229 79H230V78H229ZM229 79H228V80H229ZM252 79L254 80V78H252ZM10 80H11V79H10ZM36 80H37V79H36ZM94 80H95V78H94ZM139 80H140V79H139ZM139 80H138V81H139ZM141 80H142V79H141ZM162 80H163V79H162ZM162 80H161V81H162ZM195 80H196V79H195ZM228 80H226V82H227ZM237 80H238V79H237ZM1 81L3 82V80H1ZM23 81H24V80H23ZM26 81H27V80H26ZM33 81H34V80H32V82H33ZM38 81H39V79H38ZM38 81H37V82H38ZM48 81H49V80H48ZM79 81H80V80H79ZM97 81H98V80H97ZM97 81H95V82H97ZM144 81H145V80H144ZM202 81H203V80H202ZM208 81H209V80H208ZM210 81H211V80H210ZM210 81H209V82H210ZM215 81H216V80H215ZM215 81H214V82H215ZM221 81H222V80H221ZM238 81H239V80H238ZM2 82H1V83H2ZM30 82H31V81H30ZM32 82H31V83H32ZM40 82H41V81H40ZM64 82H65V81H64ZM80 82H82V81H80ZM103 82H104V81H103ZM103 82H102V83H103ZM115 82H116V81H115ZM122 82H123V81H122ZM147 82H148V81H147ZM147 82H146V83H147ZM167 82H168V81H167ZM170 82H171V84H173L172 81H170ZM205 82H206V81H205ZM253 82H254V81H253ZM258 82H259V81H258ZM1 83H0V84H1ZM16 83H17V79H16ZM22 83H23V82H22ZM35 83H36V82H35ZM35 83H34V84H35ZM90 83H92V82H90ZM138 83H139V82H138ZM138 83H137V84H138ZM140 83H142V81H141ZM160 83H161V82H160ZM162 83H164V82H162ZM175 83H176V82H175ZM212 83H213V82H212ZM212 83H211V84H212ZM240 83H241V81H240ZM245 83H246V82H245ZM245 83H244V84H245ZM249 83H251V82H249ZM12 84H13V83H12ZM23 84L25 85V83H23ZM29 84H30V83H29ZM34 84H32V86H33ZM66 84H67V81H66ZM80 84L82 85L83 83H80ZM94 84H95V83H94ZM100 84H101V83H100ZM100 84H99V85H100ZM110 84H111V82H110ZM115 84H116V83H115ZM122 84H123V83H122ZM137 84H136V86H137ZM144 84H145V83H144ZM151 84H152V83H151ZM164 84H165V83H164ZM171 84H170V85H171ZM205 84H206V83H205ZM207 84H208V83H207ZM207 84H206V85H207ZM209 84H210V83H209ZM228 84H229V83H228ZM253 84H255V83H253ZM260 84H261V82H260ZM13 85H14V84H13ZM13 85H12V86H13ZM24 85H23V86H24ZM30 85H31V84H30ZM38 85H39V84H38ZM81 85H80V86H81ZM83 85H86V83H84ZM88 85H90V84H88ZM123 85H124V84H123ZM179 85H180V84H179ZM219 85L224 86V85H226V84H223V85H222V82H221V83H219ZM261 85H262V84H261ZM0 86H1V85H0ZM2 86H5V85H2ZM2 86H1L0 88H2ZM23 86L21 85L22 88H23ZM92 86H93V85H92ZM94 86L96 87V84H95ZM148 86H149V84H148ZM226 86H227V85H226ZM21 87H20V88H21ZM30 87H31V86H30ZM36 87H37V86H36ZM82 87H83V86H82ZM159 87H160V86H159ZM159 87H157V88H159ZM171 87H172V86H171ZM171 87H169V88H171ZM178 87L180 88V86H178ZM205 87H206V86H205ZM208 87H210V86H208ZM208 87H207V88H208ZM224 87H225V86H224ZM246 87H247V86H246ZM251 87H252V86H251ZM261 87H263V86H261ZM3 88H4V87H3ZM10 88H13V87L10 86ZM32 88H33V87H32ZM38 88H39V87H38ZM67 88H68V87H67ZM71 88H72V87H71ZM77 88H78V87H77ZM83 88H84V87H83ZM83 88H82V89H83ZM101 88H102V87H101ZM103 88H105V87H103ZM106 88H108V87H106ZM106 88H105V89H106ZM148 88H149V87H148ZM153 88H154V87H153ZM166 88H167V87H166ZM26 89H27V88H26ZM35 89H36V88H35ZM45 89H46V88H44V91H45ZM55 89H56V88L51 89V90H55ZM80 89H81V88H79L78 90H80ZM117 89H118V88H117ZM128 89L130 90L131 87L128 88ZM128 89H127V90H128ZM139 89H140V88H139ZM149 89H150V88H149ZM163 89H164V87H163L161 90H163ZM167 89H168V88H167ZM175 89H176V88H175ZM175 89H174V90H175ZM216 89H217V88H216ZM249 89H250V88H249ZM256 89L258 90V88H256ZM21 90H22V89H21ZM21 90H20V92H22ZM23 90H24V89H23ZM67 90H69V88H68ZM72 90H73V89H72ZM72 90H71L70 92H72ZM90 90H91V89H90ZM131 90H133V88H132ZM134 90H136V89H134ZM154 90H155V89H154ZM161 90H160V91H161ZM0 91H1V90H0ZM7 91H8V90H7ZM7 91H6V92H7ZM36 91H37V90H36ZM99 91H100V90H99ZM140 91H141V90H140ZM142 91H143V90H142ZM142 91H141V93H142ZM163 91L165 92L166 90L164 89ZM170 91H171V90H170ZM177 91H178V89H177ZM206 91H207V90H206ZM210 91H211V90H210ZM210 91H209V92H210ZM218 91H221V88H219ZM218 91H216V92H218ZM255 91H256V90H255ZM29 92H30V91H29ZM29 92H28V93H29ZM49 92H50V91H49ZM96 92H97V91H96ZM103 92H104V94H105L106 91H103ZM124 92H126V91H124ZM129 92H130V91H129ZM148 92H149V91H148ZM151 92H152V91H151ZM171 92H172V91H171ZM203 92H205V91H203ZM247 92H248V91H247ZM22 93H23V92H22ZM32 93H33V92H32ZM38 93H40V92L35 93V96H36V94H38ZM78 93H79V92H78ZM78 93H77L76 95H78ZM94 93H95V91H94ZM114 93H115V92H114ZM122 93H123V92H122ZM126 93L128 94V91H127ZM126 93H125V94H126ZM131 93H132V92H131ZM133 93H134V92H133ZM155 93H156V92H155ZM155 93H154V94H155ZM165 93H166V92H165ZM250 93H253V92H250ZM256 93H257V92H256ZM260 93H261V92H260ZM262 93H263V92H262ZM7 94H8V93H7ZM7 94H6V95H7ZM10 94H11V92L9 93V95H10ZM90 94H92V92H91ZM112 94H113V93H112ZM116 94H117V92H116ZM136 94H137V93H136ZM158 94H159V93H158ZM192 94H193V93H192ZM204 94H205V93H204ZM258 94H259V93H258ZM4 95H5V94H4ZM87 95H88V93H87ZM102 95H103V94H102ZM102 95L100 94V96H102ZM106 95H107V94H106ZM109 95H110V94H109ZM119 95H120V94H119ZM131 95H132V94H131ZM138 95H139V93H138ZM140 95H141V94H140ZM143 95H146V96H147V94H143ZM170 95H171V94H170ZM242 95H243V94H242ZM247 95H249V93H248ZM263 95H264V94H263ZM20 96H21V95H20ZM40 96H41V94H40ZM40 96H39V97H40ZM122 96H123V95H122ZM124 96H127V95H124ZM132 96H133V95H132ZM191 96H193V95H191ZM208 96H210V95H208ZM227 96H228V95H227ZM235 96H236V95H235ZM235 96L232 97V98L235 99ZM2 97H3V96H2ZM7 97H8V96H7ZM29 97H30V96H29ZM33 97H34V96H33ZM88 97H89V96H88ZM94 97H96V96H94ZM115 97H116V96H115ZM130 97H131V96H130ZM140 97H141V96H140ZM165 97H166V96H165ZM171 97H172V96H171ZM181 97L183 98V96H181ZM263 97H264V96H263ZM3 98H4V97H3ZM44 98H45V97H44ZM106 98H107V97H106ZM109 98H110V97H109ZM109 98H108V99H109ZM112 98H113V97H112ZM118 98H119V97H118ZM146 98H147V97H146ZM188 98H189V97H188ZM244 98H245V97H244ZM255 98H256V97H255ZM260 98H261V100H264V98H262V97H260ZM5 99H6V98H5ZM23 99H24V98H23ZM25 99H26V98H25ZM34 99H35V98H34ZM110 99H111V98H110ZM110 99H109V100H110ZM121 99H124V98L122 97ZM125 99H126V98H125ZM136 99H137V98H136ZM155 99H156V98H155ZM171 99H173V98H171ZM189 99H190V98H189ZM195 99H196V98H195ZM197 99H198V98H197ZM257 99H258V98H257ZM15 100H16V99H15ZM30 100H32V99H30ZM37 100H39V99H37ZM112 100H113V99H112ZM143 100H146V99L143 98ZM143 100H140V101H143ZM174 100H175V98H174ZM191 100H194V98L191 99ZM220 100L222 101L223 99L220 98ZM11 101H12V100H11ZM19 101H20V100H19ZM22 101H23V100H22ZM40 101H41V99H40ZM115 101H116V99H115ZM152 101H154V97H153ZM160 101H162V100L160 99ZM163 101H164V100H163ZM197 101H198V100H197ZM225 101H227V100H225ZM225 101H224V102H225ZM230 101H231V100H230ZM251 101H252V99H251ZM61 102H63V101H61ZM116 102H118V101H116ZM126 102H127V99H126ZM126 102H125V103H126ZM169 102H170V101H169ZM195 102H196V101L194 100V103H195ZM246 102H247V101H246ZM252 102H253V101H252ZM252 102H249V103H251V105H252V107H253L254 104H252ZM259 102H260V101H259ZM261 102L263 103V101H261ZM111 103H112V101H111ZM122 103H123V102H122ZM142 103H146V105H147V102H145V101L142 102ZM166 103H167V102H166ZM197 103H198V102H197ZM201 103H202V102H201ZM220 103H221V102H220ZM227 103H228V102H227ZM229 103H230V102H229ZM254 103H255V102H254ZM257 103H258V102H257ZM4 104H6V101L4 102ZM18 104H19V103H18ZM24 104H25V103H24ZM28 104H29V103H28ZM34 104H35V103H34ZM65 104H66V103H65ZM136 104H137V103H136ZM151 104H152V103H151ZM160 104H161V103H159V105H160ZM202 104H203V103H202ZM208 104H209V103H208ZM8 105H9V104H8ZM21 105H22V104H21ZM37 105H38V104H36V106H37ZM40 105H41V104H40ZM105 105H106V104H105ZM108 105H112V104H108ZM108 105H107V106H108ZM118 105H119V103H118ZM118 105H117V107H118ZM146 105H145V108H148V105H147V107H146ZM196 105H197V104H196ZM196 105L194 104V107H196ZM211 105H212V104H211ZM216 105H217V104H216ZM233 105H237V104H236V103H233ZM256 105H257V104H256ZM256 105H255V106H256ZM30 106H31V105H30ZM33 106H34V105H33ZM66 106H67V104H66ZM113 106H114V104H113ZM128 106H130V105H128ZM137 106H138V104H137ZM139 106H142V105L139 104ZM163 106H164V104H163ZM163 106H162V107H163ZM167 106H168V105H167ZM171 106H172V104H171ZM212 106H213V105H212ZM214 106H215V105H214ZM221 106H222V105H221ZM223 106H225V105L223 104ZM227 106H229V105H227ZM258 106H260V105H258ZM6 107H7V104H6ZM15 107H16V106H15ZM18 107H19V105H18ZM31 107H32V106H31ZM31 107H30V108H31ZM38 107H39V106H38ZM130 107H131V106H130ZM130 107H129V108L127 107L126 109H128V110L130 111V109H131ZM132 107H134V106H132ZM184 107H185V106H184ZM197 107H198V106H197ZM209 107H211V106H209ZM260 107H262V106H260ZM19 108H20V107H19ZM19 108H17V109H19ZM108 108L111 109V107H108ZM120 108H121V107H120ZM145 108H144V109H145ZM153 108H154V105H153ZM167 108H169V107H167ZM201 108H202V107H201ZM207 108H208V106L206 107V109H207ZM214 108H216V107H213V111L215 110ZM40 109H41V108H40ZM40 109H39V110H40ZM124 109H125V108H124ZM137 109H139V107H137ZM137 109H136V110H137ZM149 109H151V108H149ZM149 109H148V110H149ZM210 109H211V108H210ZM229 109H230V107H229ZM249 109H251V108H249ZM249 109H248V110H249ZM255 109H256V107H255ZM11 110H12V109H11ZM11 110H10V111H11ZM25 110H26V109H25ZM139 110H140V109H139ZM148 110H146V111H148ZM199 110H200V109H199ZM252 110H253V109H252ZM10 111H9V112H10ZM108 111H109V110H108ZM117 111H118V109H117ZM123 111H124V110H123ZM143 111H145V110H143ZM156 111H157V110H156ZM161 111H162V110H161ZM161 111H160V112H161ZM206 111H207V110H206ZM250 111H251V110H250ZM7 112H8V109H7ZM15 112H16V111H15ZM26 112H27V110H26ZM36 112H38V111H36ZM106 112H107V111H106ZM110 112H111V111H110ZM120 112H121V111H120ZM136 112H137V111H136ZM150 112H151V111H150ZM168 112H169V111H168ZM200 112H201V111H200ZM200 112H199V114H200ZM207 112H208V111H207ZM211 112H212V111H211ZM224 112H226V111H224ZM236 112H238V111H236ZM236 112H234V113L236 114ZM33 113H34V112H33ZM39 113H40V112H39ZM107 113H108V112H107ZM118 113H119V111H118ZM121 113H123V112H121ZM139 113H140V112H139ZM153 113H154V111H153ZM249 113H252V112H249ZM17 114H18V113H17ZM27 114H28V112H27ZM48 114H49V113H48ZM109 114H112V113H109ZM147 114H148V113H147ZM197 114H198V113H197ZM208 114L211 115V113H208ZM229 114H230V113H229ZM229 114L227 113V115H229ZM247 114H248V113H247ZM18 115H19V114H18ZM112 115H113V114H112ZM117 115H121V114L119 113V114H117ZM123 115H125V116H124L125 118H128V116H126V115H127L126 113H125V114H122V116H123ZM107 116H108V115H107ZM131 116H132V115H131ZM133 116H134V115H133ZM213 116H214V118L216 117L215 115H213ZM219 116H221V115H219ZM30 117H31V116H30ZM53 117L56 118V116H53ZM143 117H144V116H143ZM195 117H197V115H196ZM217 117H218V115H217ZM217 117H216V118H217ZM18 118H19V117H18ZM31 118H32V117H31ZM33 118H34V117H33ZM116 118H117V117H116ZM132 118H133V117H131V122H132ZM144 118H147V117H144ZM200 118H201V117H200ZM255 118H257V117H255ZM258 118H259V117H258ZM110 119L112 120L111 117H110ZM136 119H137V118H136ZM193 119H194V118H193ZM204 119H205V118H204ZM204 119L202 118V120H204ZM227 119H228V118H227ZM0 120H2V119H0ZM58 120H59V119H58ZM140 120H141V119H140ZM195 120H198V118H197V119H194V121H195ZM199 120H200V119H199ZM229 120H230V119H229ZM229 120H228V121H229ZM258 120H259V119H258ZM258 120H257V122H256L257 124L260 122V121H258ZM122 121H123V120H122ZM250 121H254V120L251 119ZM123 122H124V121H123ZM134 122H135V121H134ZM145 122H146V121H145ZM145 122H144V123H145ZM199 122H200V121H198L197 123H199ZM14 123H15V122H14ZM14 123H13V124H14ZM43 123H44V122H43ZM53 123H54V122H53ZM144 123H142L143 126H144ZM147 123H148V122H147ZM186 123H187V122H186ZM19 124H20V123H19ZM19 124H18V125H19ZM49 124H50V123H49ZM114 124H115V123H114ZM137 124H141V123H138V122H137ZM194 124H195V123H194ZM249 124H250V122H249ZM259 124H261V123H259ZM50 125H51V124H50ZM131 125H132V124H131ZM164 125H165V124H164ZM218 125H220V124H218ZM222 125H223V124H222ZM115 126H118V125H114V127H115ZM143 126H140V128H142ZM188 126H190V125H188ZM252 126H253V125H252ZM256 126H257V125H256ZM256 126H255V128H257ZM261 126H262V124H261ZM0 127H1V126H0ZM119 127H120V126H119ZM119 127H115L114 129H115V130H116V128L120 129ZM150 127H152V125H151ZM193 127H194V126H193ZM22 128H23V127H22ZM121 128H123V127H121ZM164 128H165V127H164ZM190 128H191V127H190ZM252 128H253V127H252ZM133 129H134V128H133ZM149 129H150V128H149ZM259 129H260V128H259ZM123 130H124V129H123ZM136 130H138V129H136ZM196 130H198V128H197ZM249 130H250V129H249ZM263 130H264V129H262V131H263ZM104 131H105V130H104ZM116 131H117V130H116ZM133 131H135V130H133ZM145 131H147V130H145ZM167 132H168V131H167ZM167 132H166V133H167ZM180 132H181V131H180ZM185 132H186V130H185ZM185 132H184V133H185ZM232 132H234V131H232ZM116 133H117V132H116ZM144 133H145V132H144ZM148 133H149V132H148ZM173 133L175 134V132H173ZM176 133H177V132H176ZM251 133H252V132H251ZM22 134H25V133H22ZM134 134H135V133H134ZM163 134H165V133H163ZM169 134H170V137H171L172 134H171V133H169ZM248 134H249V132H248ZM255 134H257V133L255 132ZM262 134H263V133H262ZM10 135H11V134H10ZM12 135H13V134H12ZM34 135H35V134H34ZM138 135H139V134H138ZM143 135H144V134H143ZM165 135H166V134H165ZM178 135H179V134H178ZM222 135H223V134H222ZM235 135H236V134H235ZM249 135H250V134H249ZM20 136H21V135H20ZM127 136H128V135H127ZM133 136H134V135H133ZM148 136H149V135H148ZM168 136H169V135H168ZM173 136H174V137H173L174 140L176 141L177 139H175V135H173ZM232 136H233V135H231V137H232ZM247 136H248V135H247ZM22 137H23V136H22ZM48 137H49V136H47V138H48ZM142 137H143V136H142ZM149 137H150V139L152 138V136H149ZM160 137H161V136H160ZM166 137H167V136H166ZM170 137H169V138H170ZM189 137H190V136H189ZM231 137H230V138H231ZM244 137L247 138L246 136H244ZM23 138H24V137H23ZM43 138H44V137H43ZM126 138H127V137H126ZM147 138H148V137H147ZM201 138H202V137H201ZM128 139H129V138H128ZM134 139H135V138H134ZM139 139H140V137H139ZM150 139H149V140H150ZM153 139H154V138H153ZM162 139H163V138H162ZM227 139H229V138L227 137ZM227 139H226V140H227ZM254 139H255V138H254ZM143 140H144V138H143ZM147 140H148V139H147ZM168 140H169V139H168ZM168 140H167V142H168ZM48 141H49V139H48ZM125 141H126V139H125ZM134 141H135V140H134ZM137 141H138V140H137ZM153 141H154V140H152V142H153ZM182 141H183V140H182ZM228 141H229V140H228ZM87 142H88V141H87ZM163 142H164V141H163ZM167 142H166V143H167ZM183 142H184V141H183ZM185 142H188V141H185ZM185 142H184V143H185ZM198 142H200V140H198ZM229 142H230V141H229ZM238 142H239V141H238ZM254 142H255V141H254ZM46 143H47V142H46ZM132 143H133V142H132ZM134 143H135V142H134ZM143 143H146L145 140H144ZM149 143H150V142H149ZM160 143H161V142H160ZM164 143H165V142H164ZM169 143H170V142H169ZM178 143H179V140H178ZM213 143H214V142H213ZM221 143H223V142L221 141ZM221 143H220V144H221ZM225 143H226V142H225ZM230 143H232V142H230ZM230 143H229V144H230ZM107 144H108V143H107ZM135 144H136V143H135ZM141 144H142V143H141ZM154 144H156V143H154ZM170 144H172V143H170ZM182 144H183V143H182ZM199 144H201V143H199ZM206 144H207V143H205V145H203V147L206 146ZM214 144H215V143H214ZM229 144H228V147L231 148V146H229ZM243 144H244V143H243ZM245 144H247V145L249 146L248 143L245 142ZM250 144H251V143H250ZM259 144H260V143H258V144H254V145H255V146L258 145L257 147L259 148ZM124 145H125V144H124ZM131 145H132V144H131ZM133 145H134V144H133ZM149 145H150V144H149ZM161 145H163V144H161ZM161 145H160V146H161ZM231 145H232V144H231ZM234 145H235V144H234ZM234 145H233V146H234ZM240 145H241V144H240ZM240 145H239V146H240ZM134 146H135V145H134ZM147 146H148V145H147ZM154 146H155V145H154ZM164 146H166V145H164ZM178 146H179V144H178ZM178 146H177V147H178ZM200 146H201V145H200ZM235 146H236V145H235ZM241 146H242V145H241ZM250 146H251V145H250ZM109 147H110V146H109ZM130 147H131V146H130ZM137 147H138V146H137ZM168 147H169V146H168ZM182 147H183V146H182ZM191 147H192V146H191ZM193 147H194V145H193ZM257 147H256V148H257ZM260 147H261V146H260ZM32 148H34V147L32 146ZM162 148H163V147H162ZM250 148H251V147H250ZM253 148H254V147H253ZM43 149H44V147H43ZM43 149H42V150H43ZM45 149H46V148H45ZM164 149H165V148H164ZM178 149H179V147H178ZM187 149H190V148H187ZM191 149H192V148H191ZM195 149H196V148H195ZM240 149H241V148H240ZM245 149H246V148H244V152H245V151H249V150H251V149H249V148H248L249 150H245ZM136 150H137V148H136ZM136 150H135V151H136ZM165 150H166V149H165ZM165 150H164V151H165ZM169 150H170V149L168 148V151H169ZM184 150H185V149H183V151H184ZM196 150H197V149H196ZM206 150H208V149H206ZM233 150H235L234 147H233ZM233 150H232V151H233ZM257 150H258V149H256L255 151H257ZM185 151H187V150H185ZM204 151H205V149H204ZM204 151H202V152H204ZM255 151H253V152H255ZM263 151H264V150H263ZM122 152H123V151H122ZM136 152H137V151H136ZM146 152H147V151H146ZM170 152H172V151H170ZM170 152H169V153H170ZM180 152H181V151H179V153H180ZM187 152H188V151H187ZM194 152H195V153H193V154L197 155L195 150H194ZM197 152H198V151H197ZM210 152H211V151H210ZM249 152H251V151H249ZM253 152H252V153H253ZM166 153H167V152H166ZM191 153H192V152H191ZM206 153H207V152L205 151V154H206ZM230 153H231V151H230ZM245 153L247 154V152H245ZM256 153H257V152L253 153V155L256 154ZM258 153H259V152H258ZM46 154H48V153H46ZM180 154H182V153H180ZM203 154H204V153H203ZM242 154H243V151H242ZM168 155H169V154H168ZM198 155H199V157H200L201 153L198 154ZM198 155H197V157H198ZM209 155H210V154H209ZM232 155H234V154H232ZM232 155H231V156H232ZM243 155H244L243 157L240 155L241 158L245 159L244 157H246V160H248V159H247V156H246L245 154H243ZM247 155H248V154H247ZM262 155H263V154H262ZM32 156H33V154H32ZM32 156H31V157H32ZM47 156H48V155H47ZM94 156H95V155H94ZM173 156H174V154H173ZM181 156H182V155H181ZM213 156H214V155H213ZM14 157H15V155H14ZM207 157H208V156H207ZM207 157L205 156L206 159L209 158V157H208V158H207ZM0 158H1V157H0ZM16 158H17V157H16ZM16 158H15V159H16ZM48 158H49V157H48ZM176 158H177V156H176ZM217 158H219V157H216V159H217ZM220 158H221V157H220ZM234 158L236 159L235 156H234ZM239 158H240V157H239ZM253 158H254V157H253ZM134 159H135V158H134ZM199 159H200V158H199ZM214 159H215V158H214ZM214 159H213V160H214ZM0 160L2 161L3 159H0ZM171 160H172V159H171ZM173 160H174V159H173ZM178 160H179V159H178ZM225 160H227V159H225ZM225 160H224V161H225ZM252 160H253V159H252ZM260 160H261V159H259V161H260ZM4 161H5V160H4ZM123 161H124V160H123ZM136 161H138V160H136ZM159 161H161V160H159ZM196 161H197V160H196ZM202 161H203V160H202ZM206 161H207V160H206ZM214 161H215V160H214ZM224 161H223V162H224ZM237 161H238V160H237ZM250 161H251V160H250ZM250 161H248V162H250ZM263 161H264V160H263ZM143 162H144V161H143ZM148 162H149V161H148ZM199 162H201V161H199ZM209 162H210V161H209ZM209 162H208V163H209ZM212 162H213V161H212ZM216 162H218V161L216 160ZM216 162H215V164H216ZM228 162L230 163L229 160H228ZM2 163L4 164L5 162H2ZM181 163H182V162H181ZM204 163H205V160H204ZM206 163H207V162H206ZM206 163H205V164H206ZM208 163H207V164H208ZM213 163H214V162H213ZM213 163H212V164H213ZM219 163H222V162L220 161ZM224 163H225V162H224ZM232 163H234V162H232ZM232 163H231V164H232ZM237 163H238V162H237ZM251 163H252V161H251ZM251 163H250V165H252ZM253 163H254V161H253ZM6 164H7V163H6ZM6 164H5V165H6ZM51 164H52V163H51ZM64 164H65V163H64ZM66 164H67V163H66ZM66 164H65V165H66ZM176 164H177V163H176ZM186 164H187V163H186ZM217 164H218V163H217ZM242 164H243V163H242ZM39 165H40V164H39ZM119 165H120V164H119ZM178 165H179V164H178ZM187 165H188V164H187ZM200 165H201V164H200ZM210 165H211V163H210ZM226 165H227V164H226ZM226 165H225V168H226ZM240 165H241V164H240ZM248 165H249V163H248ZM250 165H249V166H250ZM2 166H3V165H2ZM134 166H135V165H134ZM145 166H146V165H145ZM197 166H198V165H197ZM197 166H196V167H197ZM201 166H202V165H201ZM178 167H179V166H178ZM203 167H204V166H203ZM3 168H4V167H2L1 169L3 170ZM65 168H67V167H65ZM148 168H149V167H148ZM164 168H165V167H164ZM181 168H182V167H181ZM192 168H193V167H190V168L188 167V168H186V169L189 170V169H192ZM194 168H195V167H194ZM216 168H217V167H216ZM216 168H215V169H216ZM218 168H219V167H218ZM218 168H217V170H218ZM225 168H224V169H225ZM227 168H228V167H227ZM244 168H245V167H244ZM166 169H167V167H166ZM166 169H164V170H166ZM182 169H185V168L183 167ZM186 169H185V170H186ZM219 169H221V168H219ZM224 169H223V171L225 172L226 169H225V170H224ZM168 170H169V168H168ZM185 170H184V171H185ZM188 170H187V171H188ZM231 170H232V169H231ZM3 171H4V170H3ZM169 171H170V170H169ZM187 171H186V172H183V173H187ZM192 171H193V170H192ZM220 172H221V171H220ZM224 172H223V173H224ZM228 172H230V171L227 170L226 173H227V174H231V173H228ZM244 172H245V171H244ZM247 172H248V173H247ZM151 173H152V171H151ZM162 173H163V172H161V174H162ZM171 173H174V174H175L174 170H173V172H171ZM190 173H191V172H190ZM190 173H189V174H190ZM192 173H193V172H192ZM192 173H191V174H192ZM226 173H224V175H225ZM191 174H190V176H192ZM203 174H204V173H203ZM221 174H222V172H221ZM246 174L248 175V174H249V171L246 170ZM253 174H254V173H253ZM168 175H169V174H168ZM175 175H178V174H175ZM199 175H201V174H199ZM150 176H151V175H150ZM166 176H167V175H166ZM188 176H189V175H188ZM228 176H230V175H228ZM228 176L226 175V177H228ZM145 177H146V176H145ZM153 177H154V176H153ZM168 177H169V176H168ZM175 177H176V176H175ZM192 177H193V176H192ZM198 177H199V176H198ZM198 177H197V178H198ZM204 177H205V176H204ZM214 177H215V176H214ZM146 178H147V177H146ZM176 178H177V177H176ZM189 178H190V177H189ZM194 178H196V177H194ZM211 178H212V182H213L215 179H214L213 177H211ZM211 178H210V179H211ZM229 178L231 179V176H230ZM0 179H1V178H0ZM148 179H149V178H148ZM182 179H183V178H182ZM205 179H206V178H205ZM210 179H209V180H210ZM213 179H214V180H213ZM230 179H229L228 181H230ZM252 179H253V178H251L250 181H251ZM194 180H195V179H194ZM233 180H235V179H233ZM248 180H249V178H248ZM259 180H260V179H259ZM191 181H192V180H191ZM196 182H197V181H196ZM214 182H216V181H214ZM234 182H236V181H234ZM148 184H149V183H148ZM210 184H211V183H210ZM212 184H213V187L215 188L214 183H212ZM230 184H231V183H229V185H230ZM232 184H233V183H232ZM251 184H252V183H251ZM217 185L220 186L219 184H216V186H217ZM163 186H164V185H163ZM232 186L234 187V185H232ZM147 188H148V187H147ZM219 188H220V187H219ZM219 188H218V189H219ZM243 188H244V187H243ZM161 189H162V188H161ZM164 189H165V188H164ZM218 189H216V190L218 191ZM224 189H225V188H223V191H224ZM235 189H236V187H235ZM232 190H233V189H232ZM236 190H237V189H236ZM236 190H235V191H236ZM220 191H221V189H220ZM226 191H227V190H226ZM228 191H229V190H228ZM228 191H227V192H228ZM218 192H219V191H218ZM240 193H241V192H240ZM223 194H224V193H223ZM223 194H222V196H223ZM234 194H237V192L234 193ZM238 194H239V193H238ZM239 195H240V194H239ZM241 195H242V193H241ZM247 195H248V194H247ZM247 195H246V196H247ZM249 195H250V194H249ZM235 196H236V195H235ZM162 197H164V196H162ZM174 197H175V196H174ZM224 197H225V196H224ZM217 198H218V197H217ZM226 198H227V197H226ZM241 198H242V197H241ZM244 199H245V198H244ZM260 199H262V198H260ZM245 200H246V199H245ZM262 200H263V199H262ZM203 201H204V200H203ZM203 201H202V202H203ZM239 201H241V200H239ZM198 202H199V201H198ZM202 202H201V203H202ZM237 202H238V201H237ZM247 202H248V201H247ZM161 203H162V202H161ZM238 203H241V202H238ZM243 203H244V202H243ZM245 203H246V202H245ZM246 204H247V203H246ZM263 204H264V203H263ZM263 204H262V205H263ZM195 205H196V204H195ZM200 205H201V204H200ZM230 205H231V204H230ZM230 205H229V206H230ZM250 205H251V204H250ZM252 205H253V204H252ZM231 206H232V205H231ZM178 207H179V206H178ZM252 208H253V207H252ZM252 208H251V209H252ZM259 208H260V207H259ZM160 209H161V207H160ZM254 209H255V212H256L257 208H254ZM157 210H158V208H157ZM218 210H221V209H218ZM224 210H227V209H224V208H223V211H224ZM249 210H250V209H249ZM238 211H239V210H238ZM172 212H173V211H172ZM229 212H230V211H229ZM217 213H218V212H217ZM247 213H248V212H247ZM256 213L259 214V212H256ZM177 214H178V213H177ZM222 214H223V212H222ZM236 214H237V213H236ZM236 214H235V215H236ZM162 215H163V214H162ZM179 215H180V214H179ZM243 215H244V214H243ZM243 215H240V216H242V217H243V220H244L246 214H245L244 216H243ZM250 215H251V212H250ZM152 216H153V215H152ZM176 216H177V215H176ZM240 216H238V218H239ZM261 216H262V214H261ZM226 217H227V216H225L224 219H226ZM246 217H247V216H246ZM193 218H194V217H193ZM236 218H237V217H235L234 219L237 220ZM252 218H253V217H252ZM255 218H256V217H255ZM155 219H157V217H155ZM158 219H159V218H158ZM181 219H183V218H181ZM200 219H201V218H200ZM224 219H223V221H224ZM227 219H228V217H227ZM234 219H233V220H234ZM253 219H254V218H253ZM259 219H260V218H259ZM201 220H203V219H201ZM246 220H247V219H246ZM249 220H250V219H249ZM249 220H247V221H248V223L250 224ZM193 221H194V219H193ZM193 221H192V222H193ZM218 221H219V222H223V221H220V220H218ZM225 221H226V220H225ZM225 221H224V222H225ZM237 221H240V219L237 220ZM130 222H131V221H130ZM205 222H206V221H205ZM224 222H223V223H224ZM229 222H230V220H229ZM243 222H244V221H243ZM243 222H242V224H243ZM254 222L256 223V221H254ZM193 223H194V222H193ZM195 223H196V222H195ZM195 223H194V224H195ZM223 223H222V224H223ZM238 223H239V226L242 225L241 222H238ZM244 223H245V222H244ZM248 223H246V224L248 225ZM251 223L254 224L253 222H251ZM154 224H155V222H154ZM189 224H190V223H189ZM197 224H198V223H197ZM200 224H201V223H200ZM202 224H203V223H202ZM202 224H201L200 226H202ZM227 224H228V222L226 223V225H227ZM230 224H232V223H230ZM240 224H241V225H240ZM246 224H243V227H244V228L241 226V227H239L238 229H239V230H240V228H241V229H246V227L244 226V225H246ZM206 225H207V224H206ZM213 225H214V224H213ZM235 225H237V224H235ZM247 225H246V226H247ZM203 226H205V225H203ZM249 226H251V224H250ZM249 226H247V229H251ZM254 226H256V225H253V226H251V227H254ZM206 227H208V226H206ZM225 227H226V226H225ZM233 227H234V226H233ZM233 227H232V228H233ZM235 227L237 228L238 226H235ZM197 228H198V227H197ZM223 228H224V225H223ZM189 229H190V228H189ZM198 229H199V228H198ZM233 229H234V231H235V228H233ZM238 229H236V232H234V234L236 233V234H239V235L241 236V234H242L241 231H244V230H241V231L239 232ZM247 229H246V231H247ZM252 229H253L254 232H255V228H252ZM180 230H181V229H180ZM207 230H208V229H207ZM259 230H260V229H259ZM208 231H209V230H208ZM223 232H224V231H223ZM237 232H238V233H237ZM247 232L249 233V231H247ZM251 232H252V231H251ZM251 232L249 233L250 238L254 239V241L257 240V239L254 238V235H253V233L251 234ZM192 233H193V232H192ZM248 233H247V234H248ZM159 234H161V232H159ZM201 234H202V233H201ZM225 234H226V233H225ZM225 234H223V235H225ZM260 234H261V233H260ZM210 235H211V234H210ZM210 235H209V236H210ZM251 235H253V236L251 237ZM263 235H264V234H263ZM171 236H172V235H171ZM201 236H202V235H201ZM227 237H228V236H227ZM227 237H226V239H227ZM248 237H249V236H248ZM194 238H195V237H194ZM216 238H217V237H216ZM229 238H230V237H229ZM239 238H241V237H239ZM242 238H244V237H242ZM250 238H248L247 240H249ZM186 239H188V238H186ZM258 239H259V238H258ZM261 239H263V237H262ZM239 240H242V239H239ZM250 240H251V239H250ZM259 240H260V239H259ZM259 240H258V241H259ZM176 241H177V240H176ZM195 241H196V240H195ZM251 241H252V240H251ZM254 241H253V242H254ZM168 242H169V241H168ZM171 242H172V240H171ZM242 242L244 243V241H241L240 244H243ZM253 242H252V243H253ZM261 242H262V241H261ZM237 243H239V242L237 241ZM245 243H246V242H245ZM245 243H244V244H245ZM250 243H251V242H250ZM254 243H255V242H254ZM188 244H189V243H188ZM191 244H193V243H191ZM230 244H231V243H230ZM131 245H132V244H131ZM206 245H207V244H206ZM257 245H258V244H257ZM154 246H155V245H154ZM228 246H229V244H228ZM242 246H243V245H242ZM244 246H245V245H244ZM246 246H247V243H246ZM246 246H245V247H246ZM253 246L256 247V243L253 244ZM183 247H184V246H183ZM224 247H225V246H224ZM236 247H237V244H236ZM240 247H241V246H240ZM257 247H258V246H257ZM133 248H134V250H137V245L134 244ZM176 248L178 249V247H176ZM185 248H186V247H185ZM206 248H207V247H206ZM227 248H228V247H227ZM227 248H226V249H227ZM234 248H235V247H234ZM237 248H239V247H237ZM241 248H243V247H241ZM188 249H189V247H188ZM194 249H195V248H194ZM243 249H244V248H243ZM253 249H254V248H253ZM153 250H155V249H153ZM170 250H171V249H170ZM195 250H196V249H195ZM219 250H220V249H219ZM235 250H236V249H235ZM238 250H240V248H239ZM262 250H263V249H261V251H262ZM155 251H156V250H155ZM178 251H179V249H178ZM183 251H184V250H183ZM188 251H189V250H187V252H188ZM193 251H194V250H193ZM205 251H206V250H205ZM227 251H228V253H229V250H227ZM230 251H231V252H235V251H232L231 249H230ZM136 252H137V251H136ZM175 252H176V251H175ZM237 252H238V251H237ZM246 252H247V251H246ZM161 253H164V252H161ZM167 253H168V255H169V252H167ZM170 253H171V252H170ZM177 253H178V252H177ZM189 253H190V252H189ZM192 253H193V252H192ZM194 253H195V252H194ZM157 254H158V253H157ZM164 254H165V253H164ZM171 254H173V252H172ZM174 254H175V253H174ZM182 254H183V253H182ZM195 254H197V253H195ZM223 254H224V251H223ZM230 254H231V253H230ZM230 254H229V255H230ZM235 254H236V253H235ZM241 254H242V252H241ZM245 254H246V253H245ZM245 254H244V255H245ZM260 254H261V253H260ZM168 255H167V256H168ZM212 255H214V254H212ZM236 255H237V254H236ZM163 256H164V255H163ZM163 256H162V257H163ZM167 256H166V257H167ZM169 256H170V255H169ZM173 256H175V255H173ZM176 256H177V255H176ZM183 256H184V255H183ZM185 256H186V255H185ZM185 256H184V257H185ZM237 256H238V255H237ZM246 256H248V255H246ZM253 256H254V255H253ZM170 257H171V256H170ZM184 257H183V259H185ZM204 257H205V256H204ZM207 257H208V256H207ZM242 257H243V256H242ZM168 258H169V257H167V259H166V261H164V263L168 262V260H169ZM171 258H172V257H171ZM187 258H188V255H187ZM187 258H186V259H187ZM235 258H236V257H234V259H235ZM244 258H245V257H244ZM158 259H159V258H158ZM163 259H165V258L163 257ZM172 259L175 260L174 258H172ZM180 259H181V258H180ZM188 259H189V258H188ZM194 259H195V258H194ZM194 259H193V260H194ZM207 259H208V258H207ZM250 259H252V256H251ZM212 260H213V259H212ZM217 260H218V259H217ZM232 260H233V259H232ZM169 261H170V260H169ZM171 261H172V260H171ZM182 261H183V260H182ZM182 261H181V262H182ZM184 261H185V260H184ZM190 261H191V260H190ZM225 261H226V260H225ZM236 261H237V260H236ZM238 261H239V260H238ZM238 261H237V262H238ZM244 261H245V260H244ZM244 261L242 260L243 263H244ZM174 262H175V261H174ZM227 262L229 263V260H228ZM263 262H264V261H263ZM168 263H169V262H168ZM168 263H167V264H168ZM176 263H178L177 260H176ZM192 263H193V262H192ZM218 263H219V262H218ZM220 263H221V261H220ZM223 263H225V262L223 261ZM170 264H171V263H170ZM174 264H175V263H174ZM186 264H187V263H186ZM193 264H194V263H193ZM236 264H237V263H236ZM244 264H245V263H244ZM246 264H247V263H246ZM262 264H263V263H262Z\"/></svg>",
    "mask_w": 264,
    "mask_h": 264
}]
</instances>
